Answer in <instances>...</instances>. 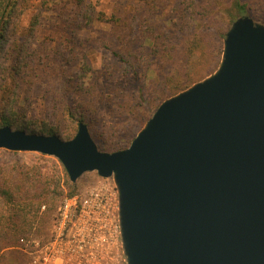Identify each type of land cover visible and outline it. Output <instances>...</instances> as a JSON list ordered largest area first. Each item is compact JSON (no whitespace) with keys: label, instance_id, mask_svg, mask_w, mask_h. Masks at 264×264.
<instances>
[{"label":"water","instance_id":"95a60500","mask_svg":"<svg viewBox=\"0 0 264 264\" xmlns=\"http://www.w3.org/2000/svg\"><path fill=\"white\" fill-rule=\"evenodd\" d=\"M0 150L112 178L126 264H264V24L236 18L216 71L162 101L129 146L0 128Z\"/></svg>","mask_w":264,"mask_h":264},{"label":"trees","instance_id":"16d2710c","mask_svg":"<svg viewBox=\"0 0 264 264\" xmlns=\"http://www.w3.org/2000/svg\"><path fill=\"white\" fill-rule=\"evenodd\" d=\"M30 1L0 0V60L6 57L9 59L8 56L11 57L9 72L6 71L0 76V128L10 126L12 129L24 130L27 133L53 135L67 141L74 137L77 129L75 133L68 134L67 131L63 132L58 127L48 126L42 122L40 124L33 123L28 118L27 107L24 106L26 99L24 94L29 93L26 80L32 68L24 62V56L27 54L26 48L17 45L15 35L16 22L30 5ZM103 1L113 3L115 7L121 0L40 1V8L49 15L46 18L47 26H50L48 30L54 37L64 38L69 34H75L84 26L89 27L94 23L110 26L112 33L115 34L116 46H112V44L104 46L111 50L110 54L117 62V69L113 68L116 71L115 74L92 69L86 64L81 76L72 77L73 79L67 78L69 84L66 83L64 90L68 89L71 98L66 101L63 99L60 102L62 113L73 127V131L79 123H83L88 128L93 141L95 139L94 129L101 119L98 112L104 97V94L98 90H100V83L105 78V74L110 83L106 88L112 93L108 94V97L111 98V95L114 97L117 93H123L128 87L129 82L122 81V78L127 77L126 75L132 79L138 78L140 73L143 76V71L146 69V47L158 59L162 69L172 59L171 53L174 49L168 41L169 35L166 34L172 26L170 16H161L157 18V21L146 23V8H144L146 0H137L143 2L137 10L124 11L118 15L111 12L108 16L107 13L97 9ZM252 3L251 0H232L231 4L227 6L223 4L222 0H184L182 8L177 12V17L181 21V26L190 28L193 33L186 40L187 53L193 46L201 49L206 48L207 51L213 50L212 42L214 33L217 31L214 27L222 15L227 17V26H230L236 18L242 15H247L253 21L264 24V4H261L260 1L256 2L257 5ZM211 28H214L215 32H210ZM227 28L219 32V40L222 42ZM42 29L40 16L35 15L30 23V33H39ZM191 56L190 53L188 62ZM201 57L204 58L205 53ZM152 64L154 63L149 62L148 66ZM67 71L70 72L63 65L57 72L52 69L47 70L52 79L66 78L65 72ZM187 79V83L190 84L198 77ZM188 84L183 87L176 86L174 92L184 90ZM24 86L26 90L23 88ZM144 89L142 83L138 89L142 99ZM164 92L165 90L156 98L159 102L166 98L162 96ZM31 125H34V129L29 128ZM122 149L124 148L113 151ZM4 152L17 154L5 150ZM60 165L58 164L60 169L51 174L42 172L43 167L39 164L27 166L19 161L14 162L10 168L0 167V254L12 247H15L17 251L18 239L22 237L30 235L45 237L51 227L60 199L78 193L75 184L69 182ZM66 190H68L67 193H65ZM42 206L45 207V210L40 212ZM17 254L23 262V256L18 251Z\"/></svg>","mask_w":264,"mask_h":264},{"label":"rangeland","instance_id":"374dc122","mask_svg":"<svg viewBox=\"0 0 264 264\" xmlns=\"http://www.w3.org/2000/svg\"><path fill=\"white\" fill-rule=\"evenodd\" d=\"M40 1L42 0H31L30 5L16 22L15 42L17 45L26 48L27 54L24 56V62L32 68V72L31 70L29 71V77L26 80L29 93L26 92L24 94L26 96V104L24 103V106L27 107L28 118L33 123L40 124L42 122L48 126L58 127L63 132L67 131L68 134H73L77 128L73 131V127L67 122L66 117L62 113L60 103L63 99L66 101L71 98L68 89L64 90L66 83L69 84L67 78L81 76L86 64L92 69H100L106 73L112 72L115 74L114 72L116 71L113 68L117 69V62L113 60L110 54L111 50L104 46L108 44L116 46L117 41L110 26L99 23H94L89 27L84 26L75 34H69L64 38L54 37L48 30L50 26H47L46 18L49 15L40 8ZM183 1L146 0V7H144L146 8V23L157 21V18L161 16L171 17L172 26L166 34L169 35L168 41L174 48L171 53L172 59L162 69L158 59L146 47V69L144 70L145 73L143 71V76L140 73L138 78L132 79L129 78V75H126L127 77L122 78V81H128V87L123 93H117L114 97L111 95V98L108 97V94L112 93L106 88L110 83L106 79L108 76L105 74V78L100 83V90H98L104 94L98 112L101 119L93 134L95 136L94 142L99 150L113 153L116 152L113 150L125 149L127 145L129 146L132 139L161 103L156 98L159 97L163 90L165 92L162 96L167 99L181 92L175 93L174 91L176 90L174 88L187 85V78L198 77L193 83L188 84L186 88L216 71L222 53V41L219 40V32L227 27L229 28L227 26V17L222 15V18L220 17L216 22L214 28L217 31L214 33L212 51L193 46L187 53L186 40L193 33H191L190 28L182 27L181 21L177 17V12L182 8ZM231 1L222 0L223 4L227 6L231 4ZM251 1H253V5H257L256 2L258 1L264 4V0ZM141 4L143 2L137 0H121L114 7L113 3L103 1L97 9L107 13L108 16L111 12L118 15L124 11L137 10ZM35 15L40 16L43 29L39 33L32 34L29 27ZM214 28L209 29V31H214ZM190 53L192 56L188 62ZM204 53L205 57L203 58L201 56ZM13 54H16V52H13ZM8 58L10 59L11 57L8 56ZM9 59L6 57L0 60V76L5 74L6 71L9 72ZM149 62L154 64L148 66ZM62 65L66 70H70V72H65L66 78L57 77L52 79L47 70L52 69L57 72L59 68H62ZM142 83L145 88L143 99L138 93ZM23 88L26 90L25 86ZM29 128L34 129V125L29 126ZM41 156L40 154L29 152L13 155L0 150V167L10 168L14 162L19 161L27 166L39 164L43 167L42 172L45 174H51L60 169L58 167L60 163L56 159ZM96 182L97 174L90 172L83 174L73 184H75L76 191L81 193ZM67 192L68 190L65 191V193ZM0 264H22L15 247L1 252Z\"/></svg>","mask_w":264,"mask_h":264},{"label":"built area","instance_id":"2783aa9c","mask_svg":"<svg viewBox=\"0 0 264 264\" xmlns=\"http://www.w3.org/2000/svg\"><path fill=\"white\" fill-rule=\"evenodd\" d=\"M16 249L22 264H126L112 178L97 177L85 191L62 197L47 235L22 237Z\"/></svg>","mask_w":264,"mask_h":264}]
</instances>
